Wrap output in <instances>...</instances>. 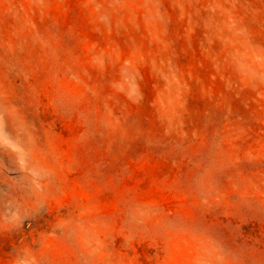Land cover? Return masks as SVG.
Returning <instances> with one entry per match:
<instances>
[{
  "label": "rangeland",
  "instance_id": "rangeland-1",
  "mask_svg": "<svg viewBox=\"0 0 264 264\" xmlns=\"http://www.w3.org/2000/svg\"><path fill=\"white\" fill-rule=\"evenodd\" d=\"M0 264H264V0H0Z\"/></svg>",
  "mask_w": 264,
  "mask_h": 264
}]
</instances>
